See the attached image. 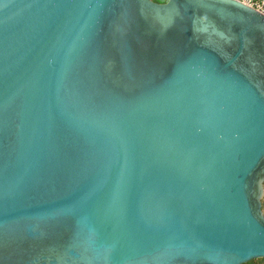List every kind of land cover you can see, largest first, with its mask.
Returning <instances> with one entry per match:
<instances>
[{
  "label": "water",
  "instance_id": "95a60500",
  "mask_svg": "<svg viewBox=\"0 0 264 264\" xmlns=\"http://www.w3.org/2000/svg\"><path fill=\"white\" fill-rule=\"evenodd\" d=\"M263 181V14L0 0V264H247Z\"/></svg>",
  "mask_w": 264,
  "mask_h": 264
},
{
  "label": "built area",
  "instance_id": "2783aa9c",
  "mask_svg": "<svg viewBox=\"0 0 264 264\" xmlns=\"http://www.w3.org/2000/svg\"><path fill=\"white\" fill-rule=\"evenodd\" d=\"M236 1L264 15V0H236Z\"/></svg>",
  "mask_w": 264,
  "mask_h": 264
},
{
  "label": "rangeland",
  "instance_id": "374dc122",
  "mask_svg": "<svg viewBox=\"0 0 264 264\" xmlns=\"http://www.w3.org/2000/svg\"><path fill=\"white\" fill-rule=\"evenodd\" d=\"M260 203H261V215L264 219V181H263V185H262V194H261V197H260ZM252 264H264V260H261V259H256V260H253L251 261Z\"/></svg>",
  "mask_w": 264,
  "mask_h": 264
},
{
  "label": "trees",
  "instance_id": "16d2710c",
  "mask_svg": "<svg viewBox=\"0 0 264 264\" xmlns=\"http://www.w3.org/2000/svg\"><path fill=\"white\" fill-rule=\"evenodd\" d=\"M261 260H264V258H262ZM247 264H252L251 262L247 263Z\"/></svg>",
  "mask_w": 264,
  "mask_h": 264
},
{
  "label": "flooded vegetation",
  "instance_id": "af4514ba",
  "mask_svg": "<svg viewBox=\"0 0 264 264\" xmlns=\"http://www.w3.org/2000/svg\"><path fill=\"white\" fill-rule=\"evenodd\" d=\"M154 1H157V0H154ZM164 2L166 1V0H163Z\"/></svg>",
  "mask_w": 264,
  "mask_h": 264
}]
</instances>
